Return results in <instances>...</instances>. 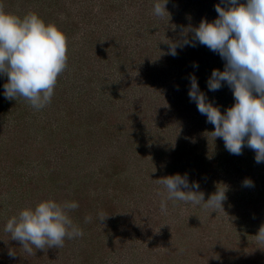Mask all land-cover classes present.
Returning a JSON list of instances; mask_svg holds the SVG:
<instances>
[{"label":"rangeland","instance_id":"374dc122","mask_svg":"<svg viewBox=\"0 0 264 264\" xmlns=\"http://www.w3.org/2000/svg\"><path fill=\"white\" fill-rule=\"evenodd\" d=\"M67 1L70 11L59 12L57 17L60 21L67 18H70L67 23L78 20V8L73 4L92 12L87 19L96 30L92 38L97 42L92 47L97 53L92 61L97 64L93 68L99 69L95 73L99 79L95 76L90 83L81 81L72 72L71 67L75 68L78 64H72V60L75 63L85 51L81 34L86 32V27L79 24L80 31L76 29L67 40L69 73L56 84L55 101L59 98L60 105L56 102L55 106L47 108L51 123L47 129L41 128L43 120L37 115L39 111L45 113L43 110L33 109L23 98L17 101L5 99L3 86L7 77L0 76V108H3L0 119L3 117L15 125L21 118L25 123L20 125V133L23 137L33 138L32 142L25 143L26 151L24 147L19 148L21 153L16 158V168L9 174L0 164L1 204L9 203L11 208L13 201L20 211L26 205L32 206V202L36 204L56 197L73 201L76 194L81 196L77 187L82 185L80 189L85 190L89 204L113 201L115 211L100 221V209L87 206L91 212L84 215L91 216V222H73L83 230L84 236L90 232L87 229L89 225L101 231V236L93 240V249L89 246L82 253L88 241L76 238L80 241L78 246L75 241L65 245L68 247L66 250L74 253L60 260L55 255L51 256L42 264H89V261L91 264H208L209 252L210 264H264V249L257 247L254 237L264 224V163H256L254 151L247 147L241 155H233L225 149L224 143L214 140L210 134L214 126L207 123L206 117L198 112L188 95L189 76L194 74L200 90L222 113L232 106L233 93L226 84L214 92L209 91L207 85L208 76L213 69L222 71L224 61L199 43L195 47L177 48V55L172 56L167 54L168 45L162 41H182L184 30L198 26L202 19L213 21L218 15L215 6L222 0H168L166 8L170 17L163 19L153 13L156 0H112L115 4L110 11L112 14L105 11L108 7H99L101 0H74L73 4L71 0ZM50 2L0 0V5H3L4 11L21 18L28 13L38 15V11H42L43 15L38 16L46 22L49 16L56 18L57 10L49 5ZM58 2L61 3V0ZM46 23L54 24V20ZM105 28L107 36L101 35ZM97 34L98 37H95ZM188 35L190 38L191 34ZM138 43L148 46L141 60L148 57L143 62L147 63L144 67H148L146 71L149 75H156L157 70L164 69L166 76L162 74V79L160 76L154 79L167 80L173 85L153 90L149 82L151 77L141 80L145 70L137 72L136 69L129 83L125 82L120 87L121 81L129 76L124 73L122 79L119 71L138 68L141 64L139 60L130 65L137 57L131 52L126 53L131 46L136 49ZM87 50L92 52L89 48ZM99 56L101 63L96 60ZM125 60L126 68L122 69ZM194 63L198 67L194 68ZM173 71L175 74H172ZM105 75L110 76V84L107 78L104 79ZM65 88L66 91L63 90ZM64 91L67 95L65 99L61 95ZM179 92L182 95L178 97ZM85 96H91V101L85 104L83 116L88 110L104 111L108 115L111 111L118 122L123 120L132 124L129 129L133 130V137L129 135L127 139L109 142L106 131L95 126L92 144L81 151V138L87 134V129L93 127V123L88 124L87 120L67 121L68 115L76 113L86 102ZM77 98H82L81 104ZM133 101L138 107L135 105L132 109ZM111 102L114 104L111 105ZM150 106L158 107L154 111L156 115L150 116L154 110H150ZM136 118L143 123L141 126L134 123ZM165 120L169 124H165ZM13 130L11 128L14 133ZM49 136L51 141H48ZM165 142L170 148H174L175 142L186 144L174 154L177 159L176 164L173 162L174 174L187 175L189 184L198 183L205 200L218 186L227 188L224 211L210 213L201 205L168 200L167 212H161L160 203L166 197V189L158 183V179L170 176V162L174 161L161 148ZM94 145L98 149L90 150ZM41 150L45 156L43 161L39 155ZM114 160L119 162L116 166L111 163ZM246 178L251 179L254 186L245 187L243 181ZM8 217L4 215L2 221L6 222Z\"/></svg>","mask_w":264,"mask_h":264},{"label":"clouds","instance_id":"9594fccd","mask_svg":"<svg viewBox=\"0 0 264 264\" xmlns=\"http://www.w3.org/2000/svg\"><path fill=\"white\" fill-rule=\"evenodd\" d=\"M167 3L168 0H156V17H170ZM215 11L218 15L213 21L202 19L198 26L184 30L182 41H162L172 56L177 55V48L199 43L221 57L224 68L213 69L207 80L208 89L218 91L226 84L233 93L234 104L222 113L200 90L194 74L189 76V99L207 123L214 126L210 132L214 140L222 139L230 154L241 155L247 147L254 151L256 163H264V0H222ZM67 60V37L58 26L45 23L35 13L21 18L0 5V76L7 77L3 86L5 99L23 98L33 109H43L51 103ZM193 67L198 65L194 63ZM158 183L166 189V197L160 203L162 213L167 212L168 200L201 205L210 213H217L223 210L227 199V188L218 186L205 200L199 184H189L187 175L162 177ZM243 184L254 186L247 178ZM78 207L75 201L41 200L8 218L4 231L9 239L19 241L28 255H35L36 250L59 249L66 239L83 236V230L70 216ZM107 217L98 213L100 221ZM91 220V216L84 218L85 223ZM254 237L257 247L264 249V224ZM8 254L17 253L10 248Z\"/></svg>","mask_w":264,"mask_h":264},{"label":"trees","instance_id":"16d2710c","mask_svg":"<svg viewBox=\"0 0 264 264\" xmlns=\"http://www.w3.org/2000/svg\"><path fill=\"white\" fill-rule=\"evenodd\" d=\"M66 1L67 0H61V3H59L58 0H53V1L51 0L52 3L50 2L49 5L53 6L54 9L57 10L56 11V16H55L56 18H52L51 16H49L48 20H50V19L54 20V24L56 26H58V28L66 35L67 40L69 38V35H72V33H74L76 29L78 31H80V28L78 29V27H77L78 24H79V26H82L83 28L86 27L85 28L86 32L84 34H81L82 35V40H83L82 42L85 44L83 47H84L86 52L84 51V54H82L80 57H78V59H77V61L75 63H73L74 60H72V64H74V65L77 64V63L78 64H77V66L75 68L71 67V69H73L72 72H73L74 76H78V78L80 80L81 79L82 80H86L87 82L90 83L95 78V76L99 79V76H97L98 74H95V73L99 72V69L93 68V65H97V64H95L94 61H92L93 59H95L94 56L97 53L95 48L92 47L93 45H96V42H97V40H95V38H92L93 37L92 33H94V31L96 32V30L93 29L90 26V23L88 22V19H87L89 16H92V15H88V14H90L92 12L90 10L87 11V9H82V6H77V4L76 5L73 4L74 0H71L70 1L71 4H73L74 7L78 8V11H76V14L78 16V20H76V21L74 20V21H72L70 23H67V21H69V19H70V18H67V20L60 21V18L57 17V14L59 12L64 11V10L66 12L70 11L68 9V7H70V6H69V4H67L68 1L67 2ZM98 5L102 9H105L106 7H108L107 9H105V11H108V12L113 11V9L115 8V4L113 5V1L112 0H101V3H99ZM53 11L54 10H52L51 12H53ZM109 14H112V13L110 12ZM38 15H43V12L42 11H38ZM48 20H46V22H48ZM89 21H90V19H89ZM135 29H137V28H135ZM68 33H71V34H68ZM101 35L107 36L106 28H105L104 33L101 34ZM95 37H98V34ZM134 44H135V42H134ZM147 47L148 46L145 45L144 43H142V44L138 43L136 45V49L135 48L133 49L132 46H131V48H128V52H126V53L129 54L131 52L134 57H137V58L134 59V62L132 61L130 63V65L133 64V63H136L139 60L141 61V64L139 66H137L138 68L130 67L129 70L119 71L120 72V76L122 77V79L124 77V73H126L129 76V78L125 79V81H121L120 87H121V85L123 87V85H125V82L129 83V81L131 79V76H132L133 72L136 69H137V72L145 70V73L143 75L140 74V75H142L141 76V80L144 79L146 81L147 78L151 77V80L149 82H150V85L152 86L153 90H157L159 88H163L164 86L172 84V82H167V80L166 81H158V80L154 79L155 76H160V79H162L161 75L163 74L164 76H166V74H165L166 70H164V69L157 70L158 72H156V75H152V74L149 75L148 71H146L148 67H144V65H147V63L143 62V60L148 59V57L144 58L142 60H141V57L144 55V53H147V52H144V50H147ZM87 48L91 49L92 52H88ZM150 56L151 55H149V57ZM96 60L99 63H101V60H102L101 56L97 57ZM127 60H128V62L130 61L129 59H127ZM127 60L123 61V64H122L123 68L122 69L126 68L125 65L127 64ZM68 61L70 63V59H68ZM68 69L69 68L67 66L66 70L58 77L57 83H59V80L63 76H67V74L69 73ZM168 72L170 73V71H168ZM63 74H65V75H63ZM172 74H175V71H173ZM85 75H86V77H85ZM136 76H137V74H136ZM167 76H169V74ZM173 77L174 76H172L170 79H172ZM85 78H87V79H85ZM106 78L109 81L108 84H110V76L109 75L108 76L105 75L104 79H106ZM134 78H135V76H134ZM208 78H209V76H208ZM111 80H113V79H111ZM173 83L175 84V82H173ZM79 86H81V85H79ZM57 87L58 86H56L55 89H54V95L52 97L51 103L49 105H47L46 107H44L43 109H41V111L43 110L45 113H40V111L37 112V115L39 114V116L43 120L42 121L43 123H40V125L43 124V126L41 127L43 129H47L51 125L50 116L47 114V110H48L47 108L50 105L51 106L52 105L55 106L56 102H57V105H60L58 103L59 98H56V101H55V94L57 93V90H56ZM177 87L178 86H176V89H177ZM183 87H184V85H183ZM63 90L66 91V88L63 89ZM101 90H102V92H104L103 88H101ZM65 91L62 92V94H61L64 97V99L67 96ZM182 92H179L178 97H179V95H182L181 94ZM88 94L89 93L87 92V95ZM172 94H174V93H172ZM85 97H86V102L83 103L79 107L80 110L75 111L76 113H70V115H68L69 118H68V121H67V123H71L73 121L76 122V121H86L87 120L88 124L93 123V127H91L90 129H87V134L85 133L84 137L81 138V139H83V140L80 141L82 144L79 143V145L81 147L80 148L81 151H83L85 148L86 149L89 148L90 144H92L91 143L93 141L92 131H94L93 129H94L95 126H96L97 129H99V127H100V128H102V129H104L106 131L107 136H109V138H110L109 142H112V141L116 142L118 140H122L123 138L127 139V137H129V135H131V137H133L134 132H133V130L129 129V126H132V124H126L129 121L123 122V120L119 121L120 122L119 123L116 120L117 118L114 117L112 115V112L110 111V110H112V106H110L109 115L105 114L104 111L93 112V110H88L87 114L85 116H83V108H84L85 104H89V102L91 101V96L88 97L89 99L87 98V96H85ZM81 99L77 98V101H79V104H81ZM110 104L113 105L114 102H111ZM133 105L134 106L132 107V109L136 105L135 101H133ZM136 107H138V106L136 105ZM178 108L176 110H178ZM2 109L0 108V113H1ZM149 109L150 110L154 109L151 112L150 116L157 114V112L154 113V111H157L158 107L153 108L152 106H150ZM82 118H83V120H82ZM150 118H152V117H150ZM103 121H105V122H103ZM136 121L137 122H134V123L137 126H141L143 124V123H141L139 118H136ZM171 121H172V118H171ZM24 123L25 122L22 121L21 118H19V120H17L15 125L12 124V123H8V121L5 120V118H3V117L0 119V164L4 165L3 169L8 174L11 172V170H13V168H16V158H18L19 153H21L19 148L22 149L26 142H29V141L32 142V139H33L32 137L31 138L27 137V136L23 137L22 133H20L22 131V129H21L22 126H20V125H22ZM166 123L169 124L167 120H165V124ZM89 126L90 125H88L87 127H89ZM4 128L6 129V132L4 131ZM11 128L14 129L13 130L14 133L11 131ZM12 134H14V135L16 134V135L15 136L13 135V138H12ZM216 139L219 142H221V144L224 143L222 139H220V138H216ZM18 141H20V142H18ZM48 141H51V137L50 136H49ZM170 143L174 144V142L173 143L170 142ZM185 145L186 144L182 145V144H179L178 142H175L174 148H170V145L168 144V142H165L163 144L164 147L163 146L161 147L164 150L163 152L166 153V154H170L172 159L174 160V161L170 162L171 168H172L170 171L168 170L170 175H174V171L175 170H173V168H174L175 165L173 164V162L176 164V160H177L175 155H176V153H178L181 150V148L185 147ZM93 147L94 148H92L90 150L93 151V150L98 149V147L95 146V145ZM24 151H26V148H25ZM39 155L41 157V160L43 161L45 156L43 155V151L42 150L39 151ZM111 163H113L112 164L113 166H116L119 162L117 160H114ZM192 170L195 171V170H198V168L197 169L185 170V172H190ZM117 173H119V172H117ZM114 174H115V172H114ZM57 187L60 188L61 186H57ZM80 187H82V185H78L77 188H79V191L82 194H84L85 196L84 195L82 196V194H81V196L79 194L75 195L76 198L73 201L77 202L79 204V207L76 210H74V211H72L70 213V216H71L73 221L83 222L84 218H85L84 214L87 213L88 215H90L91 211L88 210L87 206H90V207L92 206L93 209L99 208L100 209L99 212L101 211V212L105 213L106 215L114 213L113 211H115V203H113V201H110V203H108L109 201H107L104 204H101V203L98 204V203H96L94 201L93 204H89L88 203V199H87V194L85 193V190H81ZM2 189L3 188L0 187V191ZM85 189H88V188H85ZM86 192H89V191L86 190ZM0 194H1V192H0ZM57 198L60 200V202L64 201L62 197H56L54 200L57 201V202L59 201V200H57ZM1 202H2V199L0 197V264H42L44 260H47L51 256H54V255L56 256L57 260H60V259L65 258L67 256V254L74 253L73 251L70 252V250H66L68 248V247L65 246L66 244L71 243V242L74 244V241H75L76 242L75 245H77V246L79 245L80 241H76V238L73 241L66 239L64 246L59 248V249L58 248H49L46 251L45 250H36L35 255H28L26 252H24L22 250L20 242L9 239V235L7 233H5V231H4V227H5L6 222L2 221L3 216L5 215V217L6 216L12 217V216L16 215L19 212L18 207L15 205V202H13V201H12V204H11V206H12L11 208H9L10 207L9 203L4 204L2 206ZM32 204L35 206V203L32 202ZM2 207H3V209H2ZM24 207H28V206L26 205ZM22 209L23 208H21V210ZM10 217H8V218H10ZM8 218H6V220ZM90 226L91 225H89V227H87V229H90V232L87 231L89 234L87 236L83 235L81 237L86 242L88 241V243L86 244L87 247H85V249L82 251V253L86 252L87 251L86 249L89 246H91L92 249H93V247H94L93 245H94V242H95V241L93 242L94 238L97 237V236H101V234H102L101 231L98 230V228H93L92 229V227H90ZM97 227H100V225H98ZM10 248H14L15 249V251L17 253L15 256H9L8 253H9V249ZM207 261H208V264H210L212 262L211 261L210 252L207 253ZM89 264H91L90 261H89Z\"/></svg>","mask_w":264,"mask_h":264}]
</instances>
